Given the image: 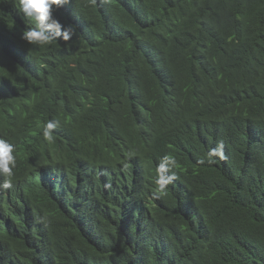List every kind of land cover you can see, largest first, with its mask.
<instances>
[{"label": "trees", "instance_id": "trees-1", "mask_svg": "<svg viewBox=\"0 0 264 264\" xmlns=\"http://www.w3.org/2000/svg\"><path fill=\"white\" fill-rule=\"evenodd\" d=\"M17 8L0 0V264H264V0H69L50 46Z\"/></svg>", "mask_w": 264, "mask_h": 264}, {"label": "clouds", "instance_id": "clouds-1", "mask_svg": "<svg viewBox=\"0 0 264 264\" xmlns=\"http://www.w3.org/2000/svg\"><path fill=\"white\" fill-rule=\"evenodd\" d=\"M69 0H15L18 5L17 11L23 14L26 20L34 21L32 26L26 28L22 34V39L31 45L50 46L54 41H70L73 36V29L70 25L62 24L53 15L54 9H59ZM95 2V0H93ZM57 127V122L47 121L42 129L45 140H53V130ZM16 145L7 139L0 137V175L6 177L0 184V189H11L13 186L12 177L17 166L14 155ZM213 157L224 159L223 144L212 148L207 153V159L212 162ZM201 163L204 161L201 160ZM177 167V160L172 155H164L156 168L155 185L158 193H164L168 185L177 178L175 172L171 170Z\"/></svg>", "mask_w": 264, "mask_h": 264}]
</instances>
